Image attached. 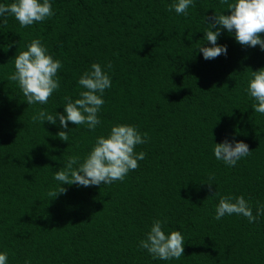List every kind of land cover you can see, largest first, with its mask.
Instances as JSON below:
<instances>
[{"label": "trees", "instance_id": "16d2710c", "mask_svg": "<svg viewBox=\"0 0 264 264\" xmlns=\"http://www.w3.org/2000/svg\"><path fill=\"white\" fill-rule=\"evenodd\" d=\"M51 3L54 15L42 22L20 27L8 16L0 24V251L8 264H264V215L251 224L235 214L215 220L212 195L243 196L253 215L264 203V114L244 91L264 51L221 30L227 55L202 58L204 23L229 12L220 0H195L187 16L167 10L172 0ZM37 38L61 61L59 88L46 104L27 105L8 76L14 56ZM92 63L111 65L95 130L32 121L39 108L62 113L65 97L78 98L76 81ZM117 123L147 133L134 148L145 153L138 167L123 181L62 184L64 193L49 195L63 160L83 158ZM233 137L250 154L227 167L212 145ZM153 219L181 232L179 259L154 260L137 247Z\"/></svg>", "mask_w": 264, "mask_h": 264}, {"label": "clouds", "instance_id": "9594fccd", "mask_svg": "<svg viewBox=\"0 0 264 264\" xmlns=\"http://www.w3.org/2000/svg\"><path fill=\"white\" fill-rule=\"evenodd\" d=\"M220 3L222 6L226 5L229 12L227 15L223 11L214 13L204 23L207 28L203 31V40L210 46H204L203 42L197 47L202 58L211 60L219 55H227V45L217 43L221 30L230 33L241 46H258L264 51V38L260 35L264 32V0H220ZM194 6L195 0H172L167 5V10L187 16L188 9ZM52 15L54 12L51 0H12L8 4L0 2V24L7 23V17L11 16L20 27L31 26ZM61 67V61L54 59L37 38L26 46V50L14 56V71L8 79L17 82L27 105H44L59 88L57 71ZM110 68V64H105L102 68L99 63H92L76 81L81 89L78 98L65 97L62 113L39 108L31 117L32 121L40 125L45 121L54 126L58 123L60 129H67L68 122H71L75 126H86L89 131L95 130L100 124L98 112L104 104V92L111 87ZM244 91L253 101V111L264 114V67L251 70ZM68 132L61 130L56 135L60 140L68 141ZM147 142V133H141L134 125H112L107 135L95 138L83 158L68 156L63 160V166L53 175V179L58 182L57 190L49 195L56 197L57 194L64 193L62 184L89 187L123 181L130 170L138 167L137 162L144 159L145 153L134 152L135 146ZM249 154L247 144L234 137L225 138L219 143L213 142L212 145L214 158L227 167L235 166L238 160ZM212 184L208 183L210 190ZM212 195L219 196L213 217L215 220L235 214L245 217L251 224L264 215V203L257 202L253 215L252 205L243 196L220 195L216 190ZM165 224L164 219H153L137 247L146 250L154 260L179 259L183 255V236L179 230L166 231ZM0 264H8L7 251H0Z\"/></svg>", "mask_w": 264, "mask_h": 264}]
</instances>
